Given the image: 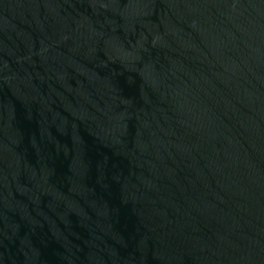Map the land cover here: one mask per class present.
<instances>
[{
	"label": "water",
	"instance_id": "1",
	"mask_svg": "<svg viewBox=\"0 0 264 264\" xmlns=\"http://www.w3.org/2000/svg\"><path fill=\"white\" fill-rule=\"evenodd\" d=\"M0 264H264V0H0Z\"/></svg>",
	"mask_w": 264,
	"mask_h": 264
}]
</instances>
